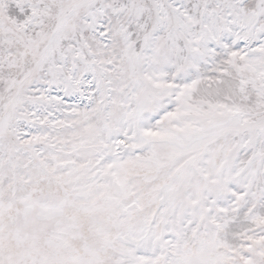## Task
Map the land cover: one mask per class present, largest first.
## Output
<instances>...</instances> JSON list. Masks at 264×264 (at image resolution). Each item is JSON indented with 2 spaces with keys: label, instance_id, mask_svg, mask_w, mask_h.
<instances>
[{
  "label": "rangeland",
  "instance_id": "rangeland-1",
  "mask_svg": "<svg viewBox=\"0 0 264 264\" xmlns=\"http://www.w3.org/2000/svg\"><path fill=\"white\" fill-rule=\"evenodd\" d=\"M0 264H264V0H0Z\"/></svg>",
  "mask_w": 264,
  "mask_h": 264
},
{
  "label": "bare ground",
  "instance_id": "bare-ground-1",
  "mask_svg": "<svg viewBox=\"0 0 264 264\" xmlns=\"http://www.w3.org/2000/svg\"><path fill=\"white\" fill-rule=\"evenodd\" d=\"M244 4L246 3V2H248L249 0H241Z\"/></svg>",
  "mask_w": 264,
  "mask_h": 264
}]
</instances>
